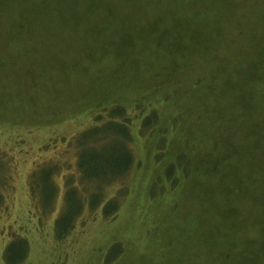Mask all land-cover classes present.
<instances>
[{"label":"rangeland","instance_id":"1","mask_svg":"<svg viewBox=\"0 0 264 264\" xmlns=\"http://www.w3.org/2000/svg\"><path fill=\"white\" fill-rule=\"evenodd\" d=\"M175 1L33 0L26 5L23 0H11L0 5V193L6 196V204L0 206V264H5L6 242L15 235L30 242L24 264H175V247L193 245L194 197L178 208V195L152 197L150 185L156 166L152 161L142 162L139 148L136 160L140 163L124 178L122 186L128 194L115 217L102 216L101 209L86 210L85 223L76 220L62 243L53 231L68 196L67 176L76 169L77 133L93 122V110L109 106L115 96L136 97L152 84H160L158 81L165 79L159 75L160 69L173 66L176 60L186 63L182 68L193 77V67L203 66L208 59L196 51L192 26L204 35V46L210 50L217 47L221 57L230 56V70L237 69L241 60L247 64L256 60L250 51L262 35L261 28L249 26L245 35L240 30L234 34V29L250 24V19H244V10L256 14L253 7L258 2L249 0L252 8L242 9L235 21L223 1L178 0L179 18L186 17L174 22L170 8ZM241 4L242 0L233 1L230 9ZM155 13L162 17H154ZM192 13L197 14L195 21ZM70 21L76 29L68 26ZM260 24L264 27V21ZM159 33L161 42L157 41ZM235 74L234 92L243 93L249 88L244 81L247 77ZM157 75L160 78L156 79ZM261 76L254 75L253 86L262 84ZM253 86L249 91L257 88ZM243 99L247 100L245 94ZM240 101L235 95L228 96L225 105L231 109ZM252 118L263 123L255 115ZM259 158L256 153L254 161ZM257 166L250 169L253 178L247 182L252 184V195L239 199L232 212L238 215L236 222L244 219L247 224L242 235L249 240L245 245L253 239L256 244L263 240L264 246V175L258 173ZM234 167L227 165L223 174L231 177L239 168ZM52 168L53 178L46 173ZM75 180L78 184L77 177ZM219 182L227 181L222 178ZM98 184L92 179L82 185L85 193L77 188L70 197L91 196L97 187L99 191ZM112 191L110 188L109 193ZM234 195L224 194L228 198ZM116 241L122 243L124 252L119 259L107 262L105 257ZM165 246H172L171 258L162 254ZM256 264H264V257Z\"/></svg>","mask_w":264,"mask_h":264},{"label":"trees","instance_id":"2","mask_svg":"<svg viewBox=\"0 0 264 264\" xmlns=\"http://www.w3.org/2000/svg\"><path fill=\"white\" fill-rule=\"evenodd\" d=\"M9 1L11 0H0V5H8ZM219 1L224 2V6L231 12L227 15L235 21L240 17L242 9L250 7L249 0H242L237 9H230L236 0ZM23 2L29 5L33 0ZM254 2H258L253 7L256 14L244 10V19H250V24L245 27L239 24L234 29V34L240 30L245 35L249 26L258 24L261 28L262 35L250 51L256 56L254 62L247 64L241 60L237 69L230 70V56L221 57L217 47L210 50V46H204V35L198 31L199 28L192 26L196 51L205 54L208 59L203 66L193 67V77V73L182 68L186 63L176 60L173 66L161 69L158 67L160 74H157H163L165 79L159 80L160 84H152L147 90L144 89L142 95L125 98L120 94L115 96L109 106L93 110V122L77 133L76 169L70 170L73 173L67 176L68 196L53 228L58 242L62 243L67 238L65 236L71 233L70 229L76 220L85 223L83 213L86 210L101 209L104 217L117 215L124 196L128 194V190L125 191L122 186L124 178L140 163L136 160L139 148L142 162L145 164L144 161H152L156 166L155 179L150 185L152 197L166 199L178 195L180 201L176 203V208L187 201L188 197H194L197 214L193 245L180 246L179 249L175 247L176 263L256 264L259 258L264 257V246H261L263 240L256 244L251 239L252 243L245 245L249 240L242 235L247 224L244 219L236 222L238 215L232 212L239 199L252 195V184L248 186L247 183L252 182L253 178L250 169L258 164V173L264 175V132L261 131L264 129V27L260 24L264 21V0ZM178 3L176 0L170 8V19L174 22H180L186 17L184 15L179 18L181 15ZM158 9L159 12L164 10ZM69 16L77 18L70 12ZM196 16L197 14H193V21ZM161 17L162 13H159L158 18ZM70 23L72 22L68 26L76 29ZM154 25L158 26L156 22ZM2 26L3 16L0 15V28ZM155 32L158 34L159 28ZM157 41H162L160 33ZM218 59L224 62H219ZM234 60L236 63L237 60ZM198 70L202 74L199 75ZM236 71L242 77L250 78L244 79L249 88L253 86L251 80L254 75L256 78V75L262 74L259 77L262 84L254 85L257 87L254 90L249 91L247 88L243 93H236L233 89ZM206 72L209 73L208 79ZM248 72L250 75H247ZM252 74L254 75L250 77ZM158 78L160 77L157 75L156 79ZM190 80L191 85L187 84ZM220 80L222 83H219ZM175 86L180 89H175ZM244 94L247 100L243 99ZM233 95L241 98V101L238 105L233 103L229 109L225 105L226 97L232 98ZM252 115L263 123H256ZM256 153L260 158L254 161ZM230 164L239 167H234L233 177L222 172ZM245 167L249 168L248 171L244 170ZM50 170L51 172L46 173L53 178V168ZM36 173L37 171L33 176ZM222 178L227 182L220 183ZM92 179L100 183L99 191L96 186L97 190L91 196L85 195L80 200L70 197V192L74 194L77 188L84 192L82 185ZM214 179L216 181L211 183ZM233 184L236 185L232 187ZM110 188L113 189L111 193ZM123 190V195H120ZM230 193L235 194L234 197L224 196ZM5 197V194L0 193L1 207L6 204ZM163 202L168 203V200ZM113 246L115 248L105 257L107 262L119 259L124 252L120 241L114 242ZM29 251L30 242L27 237L15 235L14 238H9L3 254L5 264H24L28 260ZM171 251L172 246H165L162 254L168 253V258H171Z\"/></svg>","mask_w":264,"mask_h":264}]
</instances>
